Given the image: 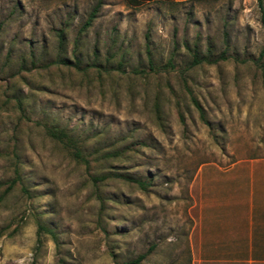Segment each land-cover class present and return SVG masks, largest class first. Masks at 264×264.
I'll return each instance as SVG.
<instances>
[{"label":"rangeland","instance_id":"obj_1","mask_svg":"<svg viewBox=\"0 0 264 264\" xmlns=\"http://www.w3.org/2000/svg\"><path fill=\"white\" fill-rule=\"evenodd\" d=\"M263 78L264 0H0V264H189L192 175L264 153Z\"/></svg>","mask_w":264,"mask_h":264},{"label":"crops","instance_id":"obj_2","mask_svg":"<svg viewBox=\"0 0 264 264\" xmlns=\"http://www.w3.org/2000/svg\"><path fill=\"white\" fill-rule=\"evenodd\" d=\"M189 195V264H264V153L199 162Z\"/></svg>","mask_w":264,"mask_h":264},{"label":"trees","instance_id":"obj_3","mask_svg":"<svg viewBox=\"0 0 264 264\" xmlns=\"http://www.w3.org/2000/svg\"><path fill=\"white\" fill-rule=\"evenodd\" d=\"M96 7H97V4H95L90 9V11L87 13L86 18L84 19V21L81 25V29L86 27L90 23L91 19L94 16L95 11H96ZM198 60L199 59L197 58L196 54L193 53L192 58H191L189 63L192 64L193 62H197ZM263 85H264V78H263ZM192 102L200 110V107L197 104V102L194 100V98H192ZM44 131L49 137H51L52 139L59 142L61 144V146L63 147V149H65L67 151V153L74 160L87 164L88 159L86 157V154L82 150V144H80L78 142V140L72 134L68 133L63 128L56 127L54 125H45ZM102 177H103L102 174H99V175L93 176L92 178H93V180H97V179H101ZM11 182L9 183L8 187L11 185ZM138 183H139L141 188H144V185H145L144 182L138 181ZM38 226L40 227L41 225L39 224Z\"/></svg>","mask_w":264,"mask_h":264}]
</instances>
